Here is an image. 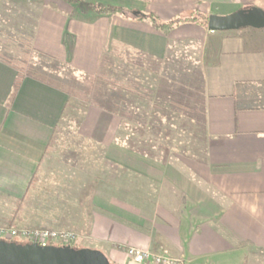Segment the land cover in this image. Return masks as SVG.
I'll return each instance as SVG.
<instances>
[{
  "label": "crops",
  "instance_id": "0c3cea01",
  "mask_svg": "<svg viewBox=\"0 0 264 264\" xmlns=\"http://www.w3.org/2000/svg\"><path fill=\"white\" fill-rule=\"evenodd\" d=\"M20 1V0H18ZM37 7L33 46L93 74L102 50L158 71L169 45H204L206 135L203 155H184L158 142L150 157L117 140L119 119L90 106L84 133L104 149L100 190L93 195L91 235L112 264L132 261L120 246L181 256L180 264H245L247 252H264V46L241 32L208 31L180 23L168 35L140 13L160 21L196 11L226 15L264 0H83L123 7V12L84 16L57 0H22ZM264 35H262L263 37ZM16 70L0 60V195L22 197L39 169L67 95L25 77L10 109ZM81 125V126H82ZM102 154V153H99ZM95 177V175L93 176ZM96 182V181H95ZM9 221V220H8ZM8 224L0 211V225ZM253 264L264 262L255 256ZM257 257V258H256ZM264 259V257H262Z\"/></svg>",
  "mask_w": 264,
  "mask_h": 264
},
{
  "label": "trees",
  "instance_id": "16d2710c",
  "mask_svg": "<svg viewBox=\"0 0 264 264\" xmlns=\"http://www.w3.org/2000/svg\"><path fill=\"white\" fill-rule=\"evenodd\" d=\"M66 1L80 4L83 2V0ZM86 3L84 6L93 9L95 14H110L125 10L119 6ZM9 7L17 10L16 13L10 14L11 19L19 20L24 26L26 24L35 26V21L32 20L37 19V13H33L34 18L29 19V15H32L31 10L18 0H0V15ZM13 14L17 17L13 18ZM140 17L149 18L154 27L164 35H168L170 30L180 23H194L207 29L208 14L199 11L188 17L175 18L167 22L160 21L152 13H140ZM33 27L30 29L31 33ZM31 33L28 35L29 44H27L29 60L12 55L7 46L0 47V60L16 70V78L7 101L8 109L25 77L37 79L67 95V101L53 128L45 155L57 142V134L63 121L69 116L76 118L79 112H86L90 106L109 112L119 119L117 140L132 152L150 157L158 141L174 148L175 137L185 134L190 136L192 144H196L193 155H203L206 135L203 69L199 63L189 60L187 55L178 51L175 44L167 48L158 71H144L137 64L116 57L104 49L95 73L76 74V70L67 62L37 50L31 42ZM32 52L38 55L37 62L31 61ZM80 119L82 117L77 118V122L80 123ZM180 148L182 154L189 155L184 147ZM98 152L104 154L105 150L99 149ZM34 180L33 177L27 192ZM80 185L83 189L87 186L82 183ZM26 193L22 198L15 200L13 218L17 216L20 218ZM39 228L52 229L45 226ZM2 239L24 243L12 240L8 236Z\"/></svg>",
  "mask_w": 264,
  "mask_h": 264
},
{
  "label": "rangeland",
  "instance_id": "374dc122",
  "mask_svg": "<svg viewBox=\"0 0 264 264\" xmlns=\"http://www.w3.org/2000/svg\"><path fill=\"white\" fill-rule=\"evenodd\" d=\"M18 2L23 4L22 0ZM56 3L63 9L70 10L69 6H71L77 13L83 12L84 16H87V19L89 18L88 15L95 14L93 9L80 3H72L66 0H57ZM30 9L32 15H29V19L34 18L33 13L36 14L37 7H31ZM7 10L0 15V47L7 46L12 55L29 60V55L27 54L29 45L27 44H29L28 35L31 33L30 29H32L33 24L22 25L19 20L11 19L10 14L16 13L17 10L12 7L7 8ZM16 17L17 15L13 14V18ZM236 31L241 32L248 41H251L254 35L259 34L261 36L260 44L264 46V36L262 37L264 35V28L254 29L245 27L239 28L238 30H227L226 32ZM206 39L207 42L204 43L198 40H190L188 46L186 45L187 42L182 40L181 42H176V48L178 51L180 50V52L187 55L189 60L202 65V59L205 58L203 56V47L205 44H207L206 46H211L212 40L214 41L210 36ZM31 55V61L37 62L38 55L33 54V52ZM75 73L78 74V72ZM85 115L86 112L81 111L76 118L69 116L63 121L61 129L57 134V142L47 151L39 169L33 176L35 180L31 184L28 192L27 190V193L25 192L26 197L23 201V207L20 210V218L18 216L17 218H13L12 216L16 206V199H10L5 195H0V211L4 213L8 222V224L0 225V227L12 229H42L39 227H50L52 228L51 230L71 232L74 234L73 240L69 242L70 246L96 249L95 240L91 235V215L96 210L92 200L95 190L97 192L101 186V183L97 184L96 176L100 175L101 171L104 170L100 160L103 154H99L98 150L95 152L92 146L95 142L84 135L88 130L91 118L90 114L82 125ZM81 117V122H77V118L79 119ZM173 142L176 151L181 152L180 147H184L189 155L194 154L193 148L196 144L194 145L190 142L189 135L183 134L176 136ZM94 175L95 177H93ZM81 183L87 184V186L83 189L80 185ZM11 239L24 243L29 242V240L21 237H11ZM51 243L63 244L62 242ZM128 247L120 246L119 249L124 250L126 253ZM148 250L156 252L154 251L155 249ZM252 252L250 248L249 252L246 253L247 259L245 264H253L255 260L253 254L264 260L262 258L264 257V252L259 254ZM165 256L175 260L174 264H180L183 261L181 256ZM110 264L112 263L110 262ZM259 264H264V262H260Z\"/></svg>",
  "mask_w": 264,
  "mask_h": 264
},
{
  "label": "water",
  "instance_id": "95a60500",
  "mask_svg": "<svg viewBox=\"0 0 264 264\" xmlns=\"http://www.w3.org/2000/svg\"><path fill=\"white\" fill-rule=\"evenodd\" d=\"M264 28V10L258 7L239 9L218 15L209 14L208 31ZM0 264H110L98 249L70 245H42L37 242L18 243L0 238Z\"/></svg>",
  "mask_w": 264,
  "mask_h": 264
},
{
  "label": "built area",
  "instance_id": "2783aa9c",
  "mask_svg": "<svg viewBox=\"0 0 264 264\" xmlns=\"http://www.w3.org/2000/svg\"><path fill=\"white\" fill-rule=\"evenodd\" d=\"M21 237L29 240V242H37L42 245L52 244L51 242H62L61 245H69L73 240L74 234L71 232H59L48 229H30V228H4L0 227V238ZM59 245V244H52ZM126 253L132 261L141 263L145 260H151L155 264H174L175 260L165 256L160 252H152L150 250H142L135 247H128Z\"/></svg>",
  "mask_w": 264,
  "mask_h": 264
}]
</instances>
